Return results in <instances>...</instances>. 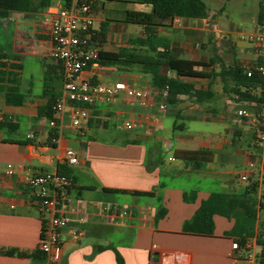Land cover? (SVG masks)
Returning <instances> with one entry per match:
<instances>
[{
    "label": "crops",
    "instance_id": "obj_1",
    "mask_svg": "<svg viewBox=\"0 0 264 264\" xmlns=\"http://www.w3.org/2000/svg\"><path fill=\"white\" fill-rule=\"evenodd\" d=\"M201 1L207 8L205 18H180L156 28L157 49L167 46L176 58L206 64L205 72H218L220 65H236L245 70L259 62L244 36L256 31L264 0ZM45 10L12 13L6 20L13 27L8 42L21 66L19 88L24 99L19 106L6 105L0 93V117L8 118L13 125L0 129V264H48L45 258L33 260L5 252L36 250L42 220L24 179L41 172L55 173L68 149L74 151L78 160L75 165L65 163L72 180L70 196L79 198L84 209L95 202H110L125 208L128 215L85 224L81 226L85 234L78 239H73L68 230L80 226L71 222L60 237L62 259L58 264H117L113 250L123 264H231L230 246L234 240L225 233L232 228V219L214 215L213 237L187 235L181 230L210 193L240 195L249 186H255L256 228L264 227V219H260L263 186L257 179L258 168L264 163V146L251 140L257 124L228 113L221 115L223 121L219 122L213 114L208 117L201 105L212 98L196 103L178 95L175 104H168L171 95L164 100L162 88L155 87L145 75L99 65L84 71L81 77L148 89L153 94L150 105L140 106L123 93L111 101L86 104L87 122L76 128L66 116L38 117L37 109L47 101L42 96L45 72L50 69L53 75L54 67H58L49 56ZM149 10L134 0H93L92 28L99 35L100 49L117 51L139 45L134 42L145 38V31L140 25L127 23L125 14ZM221 54L226 56L223 60ZM214 57L218 60L211 63ZM30 70L32 74H28ZM169 75L174 77L173 73ZM179 80L201 90L210 84L203 83L205 78ZM55 87L60 94V80ZM234 96L233 104L237 108L244 106V101L235 100ZM183 97L191 101V106L175 109ZM163 101L166 111L161 114L157 106ZM159 115L161 121L150 122ZM50 120L53 125H49ZM122 120L132 122V130H119L117 124ZM112 129L129 134L120 139L100 135ZM50 139L54 141L49 143ZM197 151L205 153L196 161L185 156ZM8 163L21 164L24 171L7 176L4 168ZM196 163L201 165L199 169L195 168ZM249 164L253 167L249 168ZM241 173L249 175L247 183L239 182ZM190 192L195 193L194 200L185 202L183 194ZM251 239L255 242V238Z\"/></svg>",
    "mask_w": 264,
    "mask_h": 264
},
{
    "label": "built area",
    "instance_id": "obj_2",
    "mask_svg": "<svg viewBox=\"0 0 264 264\" xmlns=\"http://www.w3.org/2000/svg\"><path fill=\"white\" fill-rule=\"evenodd\" d=\"M92 3L93 0H55L43 14L50 46L49 56L57 62L61 76V93L52 107L53 115L59 118L66 116L75 128L87 122L88 112L84 108L86 104L111 101L123 93L138 105L149 106L150 98L153 96L148 89L130 88L120 81L102 83L81 77L84 71L98 66L97 58L101 50L100 41L92 28L94 20ZM178 21L179 18H175L173 22ZM244 37L259 59V62L246 68L245 73L247 77L256 73L263 79L258 86V91L261 98H264V1L261 3V14L256 31ZM162 96L164 100L169 97L168 86L162 88ZM233 99L239 98L234 96ZM263 105L264 103L257 100L244 101L246 107L236 110L238 117L251 119L257 124L252 131V138L255 144L261 146H264V130L262 129L264 109H261ZM157 107L161 114L165 113L164 101ZM249 108L253 111H249ZM161 119L162 116L159 115L151 118L150 122H159ZM53 124L54 121L50 120L49 125ZM133 127L134 124L128 120H122L117 124V128L124 131H130ZM63 162L68 165L78 163L73 150L68 149L64 152ZM248 167L252 168L253 164H249ZM23 171L24 167L21 164L8 163L4 168V174L7 176ZM257 179L263 186L262 200L264 202V163L258 168ZM70 181L49 172L28 175L24 179V184L32 190L33 200L42 220L36 250L43 254L48 264L61 262L60 237L71 222L80 226L68 230L73 239H78L85 234L84 229L81 228L85 224L103 222L109 217L123 219L128 215L125 208L110 202H95L89 208H82V201L70 196ZM239 181L247 183L249 175L241 173ZM260 209L264 219V204ZM230 247L231 264L239 262L263 264L254 240H248L244 246H239L233 241Z\"/></svg>",
    "mask_w": 264,
    "mask_h": 264
},
{
    "label": "trees",
    "instance_id": "obj_3",
    "mask_svg": "<svg viewBox=\"0 0 264 264\" xmlns=\"http://www.w3.org/2000/svg\"><path fill=\"white\" fill-rule=\"evenodd\" d=\"M136 3L146 5L150 8L148 12L127 11L125 20L127 23L140 25L146 37L134 42L147 47L146 51L128 47L119 48L117 51L100 50L97 64L100 67L114 66L117 68L130 69L139 68L140 71L150 76L152 84L157 88L168 86L171 98L168 104H175L178 95H184L196 103L213 98L210 86L205 90L195 89L190 83L182 82L179 78L209 79L219 78L223 84V92L228 96H237L239 100H257L262 103L261 96L255 92L263 79L256 73L247 77L245 70L236 65H220L218 72H204L207 67L194 60L176 58L171 51L164 46L157 49L155 46V30L157 27L171 25L175 18L201 19L207 16V8L201 0H134ZM51 4V0H0V29L2 21L6 20L12 13H38L45 10ZM260 17V16H259ZM104 30V29H103ZM99 37V35L97 34ZM102 36V35H101ZM99 39V38H98ZM17 57L10 54L0 44V93L4 97L6 105L19 106L22 104L24 94L19 88L20 64L16 62ZM218 60L212 58L211 63ZM49 69V68H48ZM50 70V69H49ZM47 70L43 79L42 96L47 99L46 103L37 109V115L41 118L52 119V107L59 97L56 91L57 81H61L58 67H54L53 75ZM169 73H173L171 77ZM13 125L8 122V118L0 119V129L10 128ZM51 142V139L49 140ZM205 152H191L185 156L191 159L204 154ZM66 164L59 163L55 174L66 180H71L67 172ZM201 165L196 163L195 168ZM70 181L69 191L72 189ZM194 192L184 193L183 200L192 202ZM218 215L226 219L233 220L232 228L225 235L232 237L239 246L251 238H255L261 262L264 264V227L256 228L257 221V200L255 198V186L247 187L240 195L234 193L212 192L200 203L192 217L182 225V233L193 236L213 237L214 222L213 216ZM160 215H157V218ZM101 249V248H100ZM115 253L117 264H123L120 255ZM8 256L27 257L33 260H43L42 253L35 250L31 253H22L15 250L5 252Z\"/></svg>",
    "mask_w": 264,
    "mask_h": 264
},
{
    "label": "rangeland",
    "instance_id": "obj_4",
    "mask_svg": "<svg viewBox=\"0 0 264 264\" xmlns=\"http://www.w3.org/2000/svg\"><path fill=\"white\" fill-rule=\"evenodd\" d=\"M6 20L2 21V26H1V29H0V44L3 47L4 50H6L10 54H12L11 50H10V43L8 42V40H9L8 35L10 34L11 36H13V31H12L13 27L10 26L9 21H6ZM135 49H140V50H143V51L147 50L146 47L141 46V45L135 46ZM212 55H214V54H212ZM221 55H222L221 58L223 60V58H225L226 56H225V54H221ZM115 70H117L118 72L119 71H125V72H129L131 74H143V75H145L146 77H148L150 79L149 75H146V74L140 72V70L138 68H136V67H133V68H130V69L115 67ZM206 72L210 73V71H206ZM30 73L32 74L31 70L28 71V74H30ZM25 75H26V73H25ZM33 75H34L33 76L34 77L33 83H34V85H36L38 82L36 80L35 72H33ZM40 83H41V81H40ZM203 83L205 85L207 83H210L209 86L211 87V90H212V93H213L212 100H210L209 102L201 105V107L203 108L204 113H207L208 117H209V115L213 114V116L215 117L217 122L223 121V120L220 119V116L221 115L225 116L227 113L229 115L235 117V118H239L236 115V110L238 109L237 108V104H233L232 98L223 92V84L219 80V78L212 77V78L207 79ZM256 95L260 96V92L257 91ZM178 100H179L178 102H180V103H178V104H176L174 106L175 109L177 108V109L180 110L182 108L191 106V101L188 100L187 98L183 97L182 100H180V99H178ZM263 100H264V98H262V102H263ZM235 103H237V102H235ZM241 106L239 108H241ZM245 107L246 106H242V108H245ZM249 109H250L249 111H251V112L253 111L251 108H249ZM225 119H227V118L225 117ZM174 127H176V126H174ZM128 134H129L128 132H117V131L112 129L109 132H103L100 135H102L105 138L120 139V138L126 137ZM252 134H253V132H252ZM251 140L253 142H255V140L253 138H251ZM241 168H238V170H242L243 169V168L242 169ZM241 185H242V187H244L243 183ZM260 219L261 220L263 219L262 215L260 216Z\"/></svg>",
    "mask_w": 264,
    "mask_h": 264
}]
</instances>
